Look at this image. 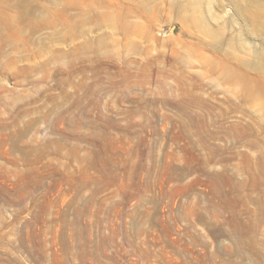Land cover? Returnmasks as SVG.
<instances>
[{"label":"rangeland","instance_id":"374dc122","mask_svg":"<svg viewBox=\"0 0 264 264\" xmlns=\"http://www.w3.org/2000/svg\"><path fill=\"white\" fill-rule=\"evenodd\" d=\"M0 264H264V0H0Z\"/></svg>","mask_w":264,"mask_h":264}]
</instances>
